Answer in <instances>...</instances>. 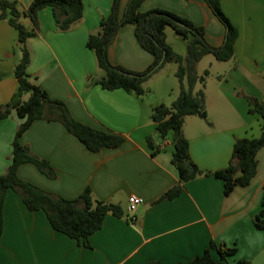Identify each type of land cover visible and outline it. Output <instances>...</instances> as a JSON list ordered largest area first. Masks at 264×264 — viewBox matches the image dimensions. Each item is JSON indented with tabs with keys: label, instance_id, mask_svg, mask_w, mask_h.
<instances>
[{
	"label": "crops",
	"instance_id": "0c3cea01",
	"mask_svg": "<svg viewBox=\"0 0 264 264\" xmlns=\"http://www.w3.org/2000/svg\"><path fill=\"white\" fill-rule=\"evenodd\" d=\"M7 1H17L22 10L32 2ZM127 1L120 0L121 12ZM82 2V19L65 32L56 29L49 8L39 12L37 36L26 42L31 55L27 72L30 81L51 99L65 103L73 119L121 135L124 142L116 149L92 153L60 123L36 120L19 142L33 155L47 160L56 178L47 179L31 164L21 165L18 176L69 200L90 188L95 199L118 205L123 216L107 215L101 228L89 237L90 248H84L52 230L42 211H28L20 197L8 191L3 205L0 264H180L201 255L209 243L220 249H235L222 264L239 260L264 264V234L251 224L264 192V146L256 152L255 174L247 186L236 187L224 196L220 180L199 176L184 183L175 198L159 201L177 184L170 164V142L160 141L151 120L152 108L164 100H145L122 90L105 91L96 84L104 73L86 48V41L97 31L100 20L108 16L112 0ZM219 2L238 33L233 57L223 62L224 67H216L213 59L208 70H201V74L207 71L201 88L206 120L186 116L181 129L188 143L189 161L208 173L227 165L235 139L257 137L259 133L258 120L248 114L244 97L264 101V0ZM155 8L202 27L209 45L221 44L223 28L202 0H145L139 10ZM21 22L31 26L28 18ZM133 29L131 25L120 28L108 48V57L114 65L142 72L152 63V56L138 46ZM179 39L165 30V42L173 52L176 50L171 45ZM177 51L185 57L184 45ZM20 55L15 30L0 21V106L17 90L13 71ZM158 74L160 71L150 79ZM167 89L174 99L173 87ZM145 91L152 93L148 86ZM21 122L15 112L0 120V175L10 164L11 144ZM147 137L159 146L158 153L149 151ZM131 195L143 202L129 222L126 209ZM211 257L218 260L216 251H211Z\"/></svg>",
	"mask_w": 264,
	"mask_h": 264
},
{
	"label": "trees",
	"instance_id": "16d2710c",
	"mask_svg": "<svg viewBox=\"0 0 264 264\" xmlns=\"http://www.w3.org/2000/svg\"><path fill=\"white\" fill-rule=\"evenodd\" d=\"M144 1L128 0L121 12L120 0H112L108 16L102 18L97 31L89 35L86 48L94 54L97 67L104 73L103 78L96 84L105 91L122 90L141 98L146 94L144 84L163 69L165 64H175L174 77L178 87L175 98L168 106L159 104L151 110L155 133L161 142L165 140L170 142V164L177 175V184L166 190L159 201L175 198L181 192L184 183L199 176H213L220 180L222 194L227 196L234 188L247 186L255 174V155L264 146V101L244 97L248 114L256 116L258 120L259 133L257 137L235 139L227 165L212 173L198 169L189 161L188 143L181 129L186 116L206 120L205 101L201 88L207 71L197 75L196 64L204 56H211L216 62L231 60L233 45L238 35L237 30L223 14L219 0H202L223 28L222 42L217 47L206 42L202 27L172 12L159 8L140 12L139 9ZM46 8L51 10L55 27L61 32L68 31L83 17L82 0H32L26 10H22L17 1H0V21H6L15 30L21 51L13 71L17 90L7 104L0 106V120L8 118L12 112H15L22 121L15 131L11 144L10 164L0 175V237L3 231L5 196L8 191H12L20 197L28 211H42L52 230L76 241L84 248H90L89 237L101 228L106 216L122 217V209L118 205L95 199L90 188L84 189L78 197L69 200L48 193L21 180L18 176L21 165L31 164L47 179L56 178L55 170L47 160L33 155L27 146L19 142L22 134L36 120L60 123L92 153L102 149H116L124 142V137L121 135L96 130L76 121L71 117L64 102L51 99L43 89L30 81L27 70L31 55L26 42L37 36L38 14ZM22 18H28L31 26H25L21 22ZM125 25L133 26V34L138 46L152 56V63L142 72L127 70L112 64L109 60L108 48L120 28ZM166 28L186 42L184 59L172 52L166 44ZM197 85L200 88L195 91ZM26 95L28 98L24 100ZM147 144L153 155L160 151L152 137H147ZM184 164L187 166L185 167ZM251 224L254 229L264 234V192L259 210L253 216ZM211 251H216L218 260L212 259ZM234 252V248L220 249L209 243L208 248L203 250L201 255L180 264H222L224 258L232 256ZM147 264L162 263L150 261ZM236 264H246V262L239 260Z\"/></svg>",
	"mask_w": 264,
	"mask_h": 264
},
{
	"label": "rangeland",
	"instance_id": "374dc122",
	"mask_svg": "<svg viewBox=\"0 0 264 264\" xmlns=\"http://www.w3.org/2000/svg\"><path fill=\"white\" fill-rule=\"evenodd\" d=\"M165 30L171 31L169 28H166ZM171 33H173V32L171 31ZM178 41L179 42H177V44L171 45L174 48V50H176L175 52H178L177 50H179L180 45H184L186 47L185 41H183L181 39H179ZM19 51H20V48H19ZM20 53H21V51H20ZM182 59H184V56H182ZM210 61H213V58L211 56H204L203 60H201V62L198 63L197 73L199 75L201 74V70H203V69L208 70V64ZM214 63H216V65H218L216 67H224L222 65H226L223 62H214ZM218 69L219 68H215L216 71H218ZM175 70H176L175 64H173V63L165 64L163 69L160 70V74H158L160 76H155L152 79L148 80V84H144V89L146 88V86H148L151 88L152 93L146 92V94L143 96L144 97L143 99L147 100L151 97H156L157 99L162 98L164 100V104L166 106H168L172 102L173 99L171 97V94H172L171 91H166V89L170 88V86L173 87V94H175V96H176L177 91H178V87L176 86L177 81H176V78L174 77ZM157 77H159V78H157ZM156 79H158V80H156ZM199 87L200 86L197 85L195 87V91ZM152 101H155V100H152Z\"/></svg>",
	"mask_w": 264,
	"mask_h": 264
},
{
	"label": "built area",
	"instance_id": "2783aa9c",
	"mask_svg": "<svg viewBox=\"0 0 264 264\" xmlns=\"http://www.w3.org/2000/svg\"><path fill=\"white\" fill-rule=\"evenodd\" d=\"M142 202L143 201L141 198L136 197L134 195L128 197L126 214H127V220L129 222H132L134 220V214L137 210V207L140 206Z\"/></svg>",
	"mask_w": 264,
	"mask_h": 264
},
{
	"label": "water",
	"instance_id": "95a60500",
	"mask_svg": "<svg viewBox=\"0 0 264 264\" xmlns=\"http://www.w3.org/2000/svg\"><path fill=\"white\" fill-rule=\"evenodd\" d=\"M184 166L186 167L187 165H186V164H184Z\"/></svg>",
	"mask_w": 264,
	"mask_h": 264
}]
</instances>
